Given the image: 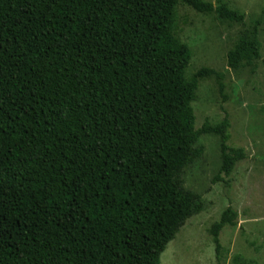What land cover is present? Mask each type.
<instances>
[{"label": "trees", "instance_id": "1", "mask_svg": "<svg viewBox=\"0 0 264 264\" xmlns=\"http://www.w3.org/2000/svg\"><path fill=\"white\" fill-rule=\"evenodd\" d=\"M244 16L202 0H0V264H160L203 209L182 171L219 138L229 178L245 158L228 117L194 129L198 80L175 35L176 9ZM257 28L227 52L238 70L260 56ZM227 207L210 229L234 227Z\"/></svg>", "mask_w": 264, "mask_h": 264}, {"label": "rangeland", "instance_id": "2", "mask_svg": "<svg viewBox=\"0 0 264 264\" xmlns=\"http://www.w3.org/2000/svg\"><path fill=\"white\" fill-rule=\"evenodd\" d=\"M224 5L244 16L230 22L217 12H198L178 4L174 35L188 46L191 58L186 77L202 68L215 74L201 77L191 108L194 129L228 117L229 145L242 148L245 158L229 178L212 182L220 167L219 138L198 137L201 156L182 171L185 189L201 195L203 209L189 217L160 256V264H264V0H202ZM257 28L260 56L233 70L226 55L243 29ZM237 213L234 227L219 232L215 249L210 232L222 212Z\"/></svg>", "mask_w": 264, "mask_h": 264}]
</instances>
